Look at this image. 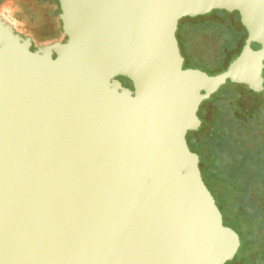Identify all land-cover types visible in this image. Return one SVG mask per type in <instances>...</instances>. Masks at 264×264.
<instances>
[{
	"label": "water",
	"instance_id": "1",
	"mask_svg": "<svg viewBox=\"0 0 264 264\" xmlns=\"http://www.w3.org/2000/svg\"><path fill=\"white\" fill-rule=\"evenodd\" d=\"M58 3L66 41L37 50L0 16V264L232 262L188 134L228 82L264 92V0ZM213 11L247 38L211 75L177 32Z\"/></svg>",
	"mask_w": 264,
	"mask_h": 264
},
{
	"label": "trees",
	"instance_id": "2",
	"mask_svg": "<svg viewBox=\"0 0 264 264\" xmlns=\"http://www.w3.org/2000/svg\"><path fill=\"white\" fill-rule=\"evenodd\" d=\"M224 13L225 16L230 14L218 11L221 17H224ZM228 31L236 38L230 45H234L238 37L246 32L243 27V31L236 33L231 26H228ZM178 33L182 53L191 68L195 58L188 56V40L180 35H183V32L179 30ZM223 71L216 67L212 73L214 75ZM228 83L232 88L218 91L207 100L210 101L216 96L223 100L216 105L209 132L205 136L201 134V128L190 132L188 142L191 150L200 158L203 179L216 199L225 225L234 229L240 236L241 249L236 257L239 264H264V196L261 199V214L258 218L248 209L251 192L255 189L264 190V146L257 144L256 135L261 126L252 118L243 120L235 116L229 106L236 107L234 102L238 95L237 89L249 88ZM207 101L201 105L198 113L202 126L205 123Z\"/></svg>",
	"mask_w": 264,
	"mask_h": 264
},
{
	"label": "rangeland",
	"instance_id": "3",
	"mask_svg": "<svg viewBox=\"0 0 264 264\" xmlns=\"http://www.w3.org/2000/svg\"><path fill=\"white\" fill-rule=\"evenodd\" d=\"M2 1L0 0V2ZM5 1L9 4L22 6L29 17L33 18L31 26H34L41 34L56 32L58 28L55 21L57 13L52 3L48 0ZM228 26L233 27L236 33L243 31V26L237 13H230L226 16L224 13V17H221L218 15V11H213L211 14L203 17L195 19L187 18L180 21L178 31L183 32V35L180 34L181 37L188 40L186 45L188 56L193 59L195 58V61H192L194 65H191V68L200 69L213 75L212 71L216 67L225 70L237 58L247 38V32L239 36L234 45H230L236 38L228 31ZM186 67L188 65L185 59ZM230 88H232L231 84L227 83L219 91L229 90ZM237 91L238 95L234 102L236 103V107L233 108L229 104L228 106L238 118L243 120L252 118L256 120L258 126H261L257 129L256 135L257 144L262 147L264 146V92L253 93L245 87H239ZM221 101L223 100L219 96H216L205 103V123L200 129L203 136L209 132L213 116L216 113V105L221 103ZM243 140L245 141L244 138ZM263 196L264 190L259 191L258 189L253 190L249 196L248 209L255 218H258L261 214L260 204ZM227 264H239V260L235 258Z\"/></svg>",
	"mask_w": 264,
	"mask_h": 264
},
{
	"label": "flooded vegetation",
	"instance_id": "4",
	"mask_svg": "<svg viewBox=\"0 0 264 264\" xmlns=\"http://www.w3.org/2000/svg\"><path fill=\"white\" fill-rule=\"evenodd\" d=\"M52 3L53 7L56 11L55 21L57 23V30L54 33H40L34 26L32 25L33 18L29 17L28 13L25 9L20 5L9 4L5 0L0 2V16L3 19L7 20L10 24H12L15 28V31L20 34L24 38L32 39V50H37L40 47L51 45L55 42H65L66 36L64 35L62 29V22L60 20V6L58 0H48ZM238 14V13H237ZM256 45V44H255ZM254 47V45H253ZM260 46L257 45L254 49H259ZM123 86L129 87L132 89L131 83L125 79L120 78Z\"/></svg>",
	"mask_w": 264,
	"mask_h": 264
}]
</instances>
